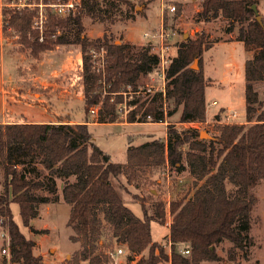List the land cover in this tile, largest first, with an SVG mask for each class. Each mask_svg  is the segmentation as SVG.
<instances>
[{"label":"trees","instance_id":"16d2710c","mask_svg":"<svg viewBox=\"0 0 264 264\" xmlns=\"http://www.w3.org/2000/svg\"><path fill=\"white\" fill-rule=\"evenodd\" d=\"M56 1L42 0L44 4ZM258 1L203 0L200 12L204 18L221 14L229 19V32H233L236 23H241L236 39L254 52L245 63L246 122L218 125L217 133L210 138L200 137L196 129L170 123L165 139L130 145L125 164L113 161L96 144L90 120L86 118L80 123H72L70 116H66L59 122L0 124V165L4 170L0 216L9 229L12 261L45 264L42 256L34 253L36 242L27 238L14 220L11 202L19 204L23 224L31 227L40 205L59 199V179L63 181V199L71 205L68 224L77 232L73 239L81 241V260H89L90 264L109 263L112 260L109 251L97 252L109 238L126 245L131 253L128 259L134 264H159L168 259L164 245L152 239L151 221L155 216L145 212V201L144 216L140 217L124 203L112 182L113 176L129 177L147 164H168L179 171L187 169L194 179L195 188L190 195L170 202L173 264L219 260L217 246L226 239L234 244L229 249L232 259L237 248L253 244L249 231L258 199L253 189L264 179V109L259 111L262 101L257 89L264 83V18L260 22L253 9ZM6 2L15 5L3 8V31L15 38L19 53L28 52L39 60L45 51L59 45L80 47L83 109L87 117L88 111L98 106L99 120L95 122H116L117 104L123 102V93L138 91L142 87L141 78L159 65V57L151 52L150 44L134 52L132 43L116 44L104 38L90 40L84 34L85 16L111 22L117 17L131 18L134 6L130 0H81L82 6L65 17L46 6L42 30L35 25L39 6L33 3L39 0H25V5H18L20 0ZM123 4L127 6L126 12ZM213 44L204 33L182 41L167 70L165 94L157 91L143 100H129L134 108L127 113L126 121L164 122L178 111L182 123L205 121V91L209 82L204 73L203 53ZM100 47L106 50L104 72L97 71L92 61V49ZM196 58L199 69L192 67ZM36 158L48 171L46 180L27 177V172L34 168L26 165ZM33 188L47 193L36 194ZM156 213L163 221L166 214L163 202L157 203ZM33 229L36 233L46 231ZM180 245L189 248L190 253H182ZM245 254L248 255L247 250Z\"/></svg>","mask_w":264,"mask_h":264},{"label":"rangeland","instance_id":"374dc122","mask_svg":"<svg viewBox=\"0 0 264 264\" xmlns=\"http://www.w3.org/2000/svg\"><path fill=\"white\" fill-rule=\"evenodd\" d=\"M130 2L134 6L131 9V18L117 17L114 22H111L93 20L85 16L83 18L84 34L90 40L104 38L116 44L121 42L132 43L134 52H137L147 44L156 47V49L159 48L161 42L157 38V34L164 27V30L170 34L166 44L172 46L171 53L175 56L178 45L182 41L204 33L209 40L214 42L213 46L203 53L206 79L209 82L206 86V102L211 103L216 100L217 104L208 105L210 113L207 115L206 111V118L203 122L182 123L179 119L180 111H178L172 116H168L163 124L154 125L153 127L110 122L97 123L95 120H99L97 116L98 106H94L92 108L96 111L92 113L89 110L87 117L84 118L90 120L89 127L94 134L96 144L109 153L113 161L125 164L127 162V149L130 145H139L154 138L165 139L167 127L170 123L182 128L196 129L200 133L205 131L207 134L200 137L210 138V136L217 133L216 126L225 124L224 120L220 121V119H217V110L223 115L236 112L238 118L230 123H242V121L246 120L245 63L247 59L254 55V52L249 50L243 41L236 39L241 23H236L233 27V32H229L228 28L231 23L223 15L220 14L209 18L200 16L203 0H130ZM170 5H175L176 9L170 11ZM122 9L126 12L127 6L123 4ZM257 9L264 18V0L258 1ZM35 25L37 26L36 18ZM145 33L149 35L145 36ZM0 42L3 44L4 52L7 53L5 64L7 77L8 79H13L11 85L6 87L7 94L16 98L21 97L22 99L25 96L28 102H36L33 93L39 89L42 92L45 91L43 88L33 84L36 66L30 68V63H24L19 60L21 55L27 58L28 56L30 57L29 53L16 51L15 38L8 31L4 32L2 30L0 32ZM75 48L80 50L78 45H70L64 46L57 51L66 53L68 56L75 52ZM102 48L105 53L104 58H106L104 47L94 50L101 52ZM93 58L94 56L92 61L95 66L96 61ZM20 65L23 67L19 68ZM81 65L82 62L79 65L77 63L73 64L74 67L71 66L72 68L69 72L61 76L67 82V92H70L68 94L71 95V103L69 105L73 109L78 110H81L80 96L84 95V85L80 75ZM197 65L195 69L200 68L199 59ZM156 70L158 69L141 78L142 87H151V93L132 94L129 95L131 99L138 98L143 100L148 96H153L154 92L163 90L167 86L168 79L160 77ZM18 78L21 79L18 81ZM10 87L15 88L13 90ZM257 89L262 101V105H258L259 111H261L264 109V83H260ZM45 96L48 97V95ZM45 96L43 98L46 99ZM130 98L128 95L123 94V102ZM122 103L117 104V121H126L125 113L119 110ZM22 104L20 105L21 109L27 113L36 115L40 110L45 111L44 107L36 104L29 105L23 102ZM164 106L169 110L168 102L165 101ZM1 108L0 99V111ZM81 113L84 114L83 110ZM26 166L34 168L32 172H27L28 178L34 180L47 179L48 171L40 163L39 158L34 159ZM21 167L19 166V168ZM112 182L121 194L124 203L140 217L144 216L142 202L145 201V212L155 216V219L151 221L152 239L154 242L163 245L168 242L170 237L171 224H168V221L172 218L170 202L184 194L190 195L191 193L189 192H192L195 188L194 179L189 170L179 171L168 164L143 165L129 177L123 174L117 177L113 176ZM228 187L232 188L230 183ZM3 188L4 170L0 165V191ZM59 188L61 191H58V193L63 196V181L61 179H59ZM33 191L36 194L47 193L46 190L37 188H33ZM253 191L258 198L251 213V229L249 231L253 244L245 249L237 248L236 257L232 259L229 249L234 244L226 239L217 246V253L220 256L219 260H203L200 264H257V262L264 264V179L256 185ZM159 202H163L165 205L166 214L163 221L157 217L156 213L157 203ZM10 206L14 220L18 223L20 230L24 232L27 238L36 242L34 253L41 255L45 264H90L89 260H81L79 254L82 248L81 241L73 239L77 232L68 224L71 205L65 200H62L59 204H51L49 207L43 205L39 209V215L31 220V227L23 224L19 204L11 202ZM40 227L46 228V231L44 233H36L33 229H39ZM8 230V226L2 223V217L0 216V264H21V261L11 260L10 248L8 250L9 254L2 251L3 247L7 246L2 232ZM105 239L107 238L105 237ZM119 247H122L124 252L113 257L110 252L117 253ZM183 247L184 245H180V249ZM245 250L248 251V255L245 254ZM101 251H109L112 257V260L107 264L135 263V261L128 259L131 253L126 245L116 241V239H107L105 245L100 246L97 252ZM147 252L145 251L144 254H147ZM137 258H139V255L136 256Z\"/></svg>","mask_w":264,"mask_h":264},{"label":"crops","instance_id":"0c3cea01","mask_svg":"<svg viewBox=\"0 0 264 264\" xmlns=\"http://www.w3.org/2000/svg\"><path fill=\"white\" fill-rule=\"evenodd\" d=\"M40 3L42 2L39 1V3H33V5L39 6ZM39 10H40V6H39ZM0 18H1L0 32H2L3 15H0ZM64 46H70V45H59L53 47L52 49L45 51L42 54L41 59L39 60H35L31 56L30 57L28 56V58L23 55L19 56V60H21L24 63L28 62L31 64L30 68L36 66L35 76L33 77V84L45 90L44 92H42V90L39 89L36 92H34L33 94L35 96L34 98L36 102L30 103L27 101L25 96H23L22 99L21 97L16 98L14 96L15 97L14 98L13 96H9L7 94L6 87H9V85H11L12 83L11 81L13 79L11 78L8 79L7 77L6 66H5L7 53L4 52L3 44L0 42V99L2 106L0 111L1 112L0 124L25 122V121L34 122V123L59 122V120H63L64 117L66 116H70L72 123H80L85 121L84 118L85 112L83 109L84 107L83 96L82 95L80 96L81 110L73 109L72 107H70L69 104L71 103V95H69L70 92H67L68 91V89L66 88L67 82L64 81V77L63 79L61 77L63 74L69 72V70L72 67H74L73 64L77 63L79 65L82 62L81 50H79V48H75V52L67 56L66 53L57 51ZM20 67L23 66L20 65L19 68ZM204 73H205V68H204ZM20 79L21 78H18V81ZM10 88L14 90L15 87L14 88L10 87ZM45 95H48V97ZM43 96H45L46 99L43 98ZM205 97H206V91H205ZM22 102L24 104H29V105L36 104L38 106H42L44 107L45 111L40 110L36 115L32 113H27L25 110H22L20 107V105H23ZM206 104H207V115H208L210 113L208 105L209 104L212 105V103L206 102ZM82 110L84 114L81 113ZM217 111H216L217 113L216 117L218 119L220 115L221 116L223 115V113ZM244 121L246 122V120ZM110 123H122L125 125L136 124L139 126H152V127L154 125L163 124V122H152V121H148V122L116 121ZM58 191H61L59 188V180H58ZM58 194H59V199L57 201L43 203L40 205V208L43 207V205H47V207H49L51 204H59L62 202V200L64 201L63 196H61L60 193ZM39 229H43V228L40 227Z\"/></svg>","mask_w":264,"mask_h":264},{"label":"built area","instance_id":"2783aa9c","mask_svg":"<svg viewBox=\"0 0 264 264\" xmlns=\"http://www.w3.org/2000/svg\"><path fill=\"white\" fill-rule=\"evenodd\" d=\"M42 2V1H41ZM18 5H25V0H20L19 3H17ZM15 4L12 2H6L4 0H0V15H2V11L4 7H11L14 6ZM31 5V4H30ZM40 6V10H39V14L36 17V24L37 26L42 30L45 20H46V15H45V8L46 6H49L53 12H55L56 14L60 15V16H67L70 13H74L75 11H77L81 6H82V2L81 0H65V1H56L53 3H49V4H44L43 2L39 4ZM176 9L175 5H170L169 6V10L170 11H174ZM148 33H145V36H148ZM170 37V34L167 33L164 30V27L162 28V30L159 32V34H157V38L160 39L161 45L159 48V50L156 49V47H152L151 46V52L155 53L158 55L159 57V65L156 69V73L162 77L163 79H167V70L171 64L172 58L174 57V55L171 53V49L172 46L166 44L167 38ZM153 43V42H152ZM170 51V52H169ZM92 57L94 56V61H96V65L95 68L97 71H103L105 70V58H104V49L102 48L101 52H97L94 49H92ZM100 59V60H99ZM165 90L166 87L162 91L165 94ZM152 88L147 86V87H140L138 91L133 92H124V95H128V97L130 98L132 94H141V93H145V92H149L151 93ZM131 99V98H130ZM130 99H126V101H124L121 105V107L119 108L120 111H123V113L126 114L132 109L134 108V106L132 104H130L128 101ZM212 105H216L217 101H212L211 102ZM90 111L92 113H94L96 110L94 108H91ZM238 118V114L236 112H232V113H227L225 115H220L218 119H220V121L224 120L225 123H230V122H234L236 119ZM172 218L170 221H168V224H171ZM2 236L5 238L6 240V247H3L2 251L3 253H8L9 250V245H10V235L8 231L2 232ZM164 247L167 249V253H168V259H165L163 261H161L159 264H173L172 263V242L169 238L168 242L166 244H164ZM182 253L184 254H189L190 253V249L187 247H183L180 250ZM124 249L122 247H119L117 249V253L116 252H110V254L115 257L117 254L123 253Z\"/></svg>","mask_w":264,"mask_h":264},{"label":"water","instance_id":"95a60500","mask_svg":"<svg viewBox=\"0 0 264 264\" xmlns=\"http://www.w3.org/2000/svg\"><path fill=\"white\" fill-rule=\"evenodd\" d=\"M253 9H254L255 12H256L257 19H258L260 22H262V16H261V15L259 14V12H258L257 4H253ZM197 63H198V58L195 59V61H194L193 64H192V67L195 68L196 66H198ZM204 134H207V132L202 131V132H201V136H203Z\"/></svg>","mask_w":264,"mask_h":264}]
</instances>
